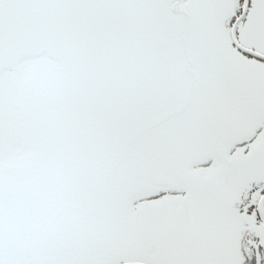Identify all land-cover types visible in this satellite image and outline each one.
<instances>
[{
    "label": "snow or ice",
    "instance_id": "1",
    "mask_svg": "<svg viewBox=\"0 0 264 264\" xmlns=\"http://www.w3.org/2000/svg\"><path fill=\"white\" fill-rule=\"evenodd\" d=\"M0 264H264V0H0Z\"/></svg>",
    "mask_w": 264,
    "mask_h": 264
}]
</instances>
